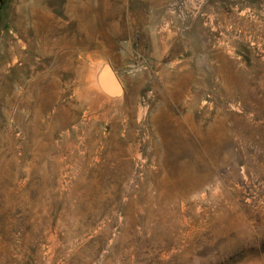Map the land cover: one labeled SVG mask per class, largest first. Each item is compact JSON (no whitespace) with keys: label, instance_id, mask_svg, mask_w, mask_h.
Returning <instances> with one entry per match:
<instances>
[{"label":"rangeland","instance_id":"374dc122","mask_svg":"<svg viewBox=\"0 0 264 264\" xmlns=\"http://www.w3.org/2000/svg\"><path fill=\"white\" fill-rule=\"evenodd\" d=\"M69 1L0 0V264H264V0Z\"/></svg>","mask_w":264,"mask_h":264},{"label":"water","instance_id":"95a60500","mask_svg":"<svg viewBox=\"0 0 264 264\" xmlns=\"http://www.w3.org/2000/svg\"><path fill=\"white\" fill-rule=\"evenodd\" d=\"M101 88L110 95H119L121 86L109 67H104L99 76Z\"/></svg>","mask_w":264,"mask_h":264},{"label":"bare ground","instance_id":"6f19581e","mask_svg":"<svg viewBox=\"0 0 264 264\" xmlns=\"http://www.w3.org/2000/svg\"><path fill=\"white\" fill-rule=\"evenodd\" d=\"M72 1L70 0L69 2H68V4H70V5H72L73 7H74V5L71 3Z\"/></svg>","mask_w":264,"mask_h":264}]
</instances>
